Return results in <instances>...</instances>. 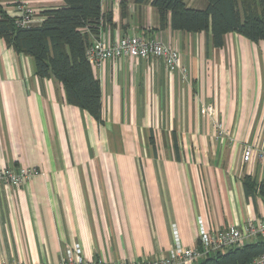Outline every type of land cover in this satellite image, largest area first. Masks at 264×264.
Returning <instances> with one entry per match:
<instances>
[{"label":"crops","instance_id":"obj_1","mask_svg":"<svg viewBox=\"0 0 264 264\" xmlns=\"http://www.w3.org/2000/svg\"><path fill=\"white\" fill-rule=\"evenodd\" d=\"M22 2L33 26L45 20L43 12L64 6H0L15 18ZM149 2L103 0L110 23L101 20L98 34L161 41L177 50L187 79L160 58L103 61L92 67L102 123L69 104L60 82L39 78L33 59L0 39V168L40 171L20 186L0 184V264H59L75 245L91 261L151 260L169 254L174 232L192 248L200 231L264 218L254 186L264 181V41L229 33L215 48L209 33L173 30L169 16L161 23ZM184 3L205 7V0ZM208 107L225 136L217 137ZM245 145L256 147L249 163Z\"/></svg>","mask_w":264,"mask_h":264},{"label":"trees","instance_id":"obj_2","mask_svg":"<svg viewBox=\"0 0 264 264\" xmlns=\"http://www.w3.org/2000/svg\"><path fill=\"white\" fill-rule=\"evenodd\" d=\"M103 0H62L64 6L43 12L38 26L19 28L0 6V39L16 53L33 59L39 78L53 77L63 86L66 101L102 123L101 91L85 51L90 35H98ZM148 0H136L143 3ZM162 23L167 16L171 29L187 33H209L215 48L224 45L225 36L235 33L258 43L264 41V0H205L203 9L188 8L184 0H150ZM19 16V15H18ZM88 30V32H85ZM251 179L244 182L249 192ZM254 185V184H253ZM264 200V181L254 185ZM264 255V240L257 239L239 247L211 255L200 264H249Z\"/></svg>","mask_w":264,"mask_h":264},{"label":"built area","instance_id":"obj_3","mask_svg":"<svg viewBox=\"0 0 264 264\" xmlns=\"http://www.w3.org/2000/svg\"><path fill=\"white\" fill-rule=\"evenodd\" d=\"M22 8H20L19 16L15 19V25L19 28L32 27L35 23L32 13ZM85 56L92 67L99 66L105 60L119 58L136 60L149 57L160 58L169 72L177 71L183 81L187 79L186 68L181 65L177 50L155 38L124 35L117 40L108 41L104 34H98L96 37L93 36L91 44L85 51ZM206 111L217 137L225 136L223 124L214 116L212 107H208ZM255 149L256 147L252 145H245L242 157L244 163H249L252 160ZM256 154L257 158L261 160L262 155L259 152ZM39 173L37 168L27 166L14 169L0 168V184L5 188L20 186ZM257 239L264 240V218L257 222L248 220L242 226H229L226 230L215 233L200 231L197 244L192 248L184 247L174 232V246L169 254L151 260L91 261L84 259L80 249L75 245L65 250L64 254L61 255L59 264H195L219 251L239 247L245 242H253ZM14 264L20 263L15 262ZM249 264H264V255L259 256Z\"/></svg>","mask_w":264,"mask_h":264},{"label":"rangeland","instance_id":"obj_4","mask_svg":"<svg viewBox=\"0 0 264 264\" xmlns=\"http://www.w3.org/2000/svg\"><path fill=\"white\" fill-rule=\"evenodd\" d=\"M22 4H24V5H21V7H23V8H22L23 10L30 11V12L32 13V9H30L29 7H27L25 3L22 2ZM21 7H20V8H21ZM20 8L18 9L19 12H20ZM17 17H18V16H17ZM33 19H34V18H33ZM218 120H219V118H218ZM9 168H11V167H9ZM13 169H14V168H13Z\"/></svg>","mask_w":264,"mask_h":264}]
</instances>
